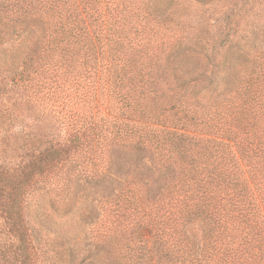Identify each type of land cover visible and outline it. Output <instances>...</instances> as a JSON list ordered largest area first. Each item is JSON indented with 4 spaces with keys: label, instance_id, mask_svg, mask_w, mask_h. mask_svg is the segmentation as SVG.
Instances as JSON below:
<instances>
[{
    "label": "trees",
    "instance_id": "1",
    "mask_svg": "<svg viewBox=\"0 0 264 264\" xmlns=\"http://www.w3.org/2000/svg\"><path fill=\"white\" fill-rule=\"evenodd\" d=\"M143 1L0 0V53L31 25L42 30L20 67L4 70L45 129L0 187L13 264H38L25 221L32 191L63 194L71 175L103 181L113 147L143 153L174 179L154 198L138 182L109 201L92 230L94 255L107 247L114 264H264V50L228 99L203 102L210 78L180 79L168 63L190 39H164ZM49 202L70 210L64 197Z\"/></svg>",
    "mask_w": 264,
    "mask_h": 264
},
{
    "label": "rangeland",
    "instance_id": "2",
    "mask_svg": "<svg viewBox=\"0 0 264 264\" xmlns=\"http://www.w3.org/2000/svg\"><path fill=\"white\" fill-rule=\"evenodd\" d=\"M146 19L164 39L190 41L181 50L173 49L168 63L180 79L205 74L208 87L199 98L203 102L225 101L238 82L259 64L254 52L264 50V0H144ZM166 21V22H165ZM42 33L31 25L18 39L6 43L0 53V187H7V172L29 146V139H40L45 129L36 120L39 113L27 102L22 86L17 87L5 69H18L26 51ZM239 38L241 40H239ZM155 46V45H154ZM179 49V48H178ZM173 52V53H172ZM49 130V128H48ZM29 141V142H28ZM28 142V143H26ZM29 146H28V145ZM112 169L100 182L81 177L69 178L61 192L36 187L28 197L25 221L32 234L38 264H114L119 258L107 257V247L94 255L92 230L104 216V207L130 186L142 182L149 196L156 197L173 181L174 172L161 175L148 157L135 149L113 147ZM67 181V180H65ZM64 197L70 210L58 214L50 208V197ZM5 199L0 198V212ZM189 236L201 248V232L196 224L187 227ZM13 238L0 219V264H13Z\"/></svg>",
    "mask_w": 264,
    "mask_h": 264
}]
</instances>
